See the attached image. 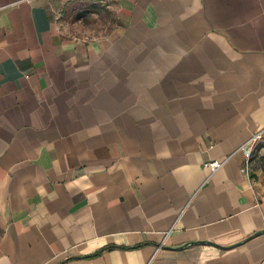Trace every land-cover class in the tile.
Instances as JSON below:
<instances>
[{"label":"crops","instance_id":"1","mask_svg":"<svg viewBox=\"0 0 264 264\" xmlns=\"http://www.w3.org/2000/svg\"><path fill=\"white\" fill-rule=\"evenodd\" d=\"M80 1L0 0V264H264V0Z\"/></svg>","mask_w":264,"mask_h":264},{"label":"rangeland","instance_id":"2","mask_svg":"<svg viewBox=\"0 0 264 264\" xmlns=\"http://www.w3.org/2000/svg\"><path fill=\"white\" fill-rule=\"evenodd\" d=\"M117 18L116 11L111 9L110 0H84L62 13L60 23L72 33L96 36L109 32Z\"/></svg>","mask_w":264,"mask_h":264},{"label":"built area","instance_id":"3","mask_svg":"<svg viewBox=\"0 0 264 264\" xmlns=\"http://www.w3.org/2000/svg\"><path fill=\"white\" fill-rule=\"evenodd\" d=\"M260 139H261V136H256L248 144H246V146H244L243 150H244V153H245V158H246V164L247 165L250 164V161L253 158V155H254V153L256 151V148L258 146V143H259ZM223 165H224L223 161L214 160V161L206 162L204 164V167L208 168L212 173H215L220 168H222Z\"/></svg>","mask_w":264,"mask_h":264}]
</instances>
